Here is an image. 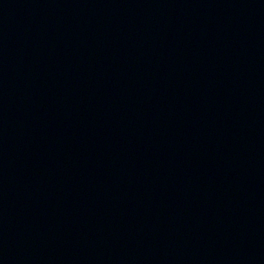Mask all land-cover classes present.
<instances>
[{
    "label": "water",
    "instance_id": "95a60500",
    "mask_svg": "<svg viewBox=\"0 0 264 264\" xmlns=\"http://www.w3.org/2000/svg\"><path fill=\"white\" fill-rule=\"evenodd\" d=\"M0 264H264V0H0Z\"/></svg>",
    "mask_w": 264,
    "mask_h": 264
}]
</instances>
